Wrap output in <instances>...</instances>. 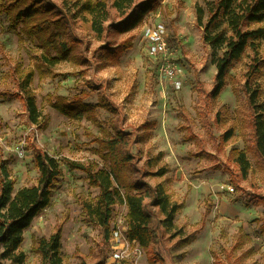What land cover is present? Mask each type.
<instances>
[{"label":"rangeland","instance_id":"rangeland-1","mask_svg":"<svg viewBox=\"0 0 264 264\" xmlns=\"http://www.w3.org/2000/svg\"><path fill=\"white\" fill-rule=\"evenodd\" d=\"M205 1L160 0L136 28L127 33L114 30L103 40L92 33L89 21L77 20L69 43L74 42L84 56H69L50 69L40 62L42 53L48 54L46 47L25 32L23 23H13L7 12L0 11V91L10 93L0 96V173L3 166L8 168L15 191L36 184L37 148L55 156L64 168L51 205L24 233L21 249L26 264H40L33 238L49 236L59 223L64 224L62 251L67 264H79L80 255L93 264L92 251L99 252L100 247L107 264H163L150 262L146 250L138 252L134 246L126 259L115 260L120 245L114 234L105 240L101 227L86 219L83 201H95L99 189L65 159L105 166L99 140L112 131L109 121L115 114L99 105V91L120 107L125 129L141 136L134 151L143 156L142 162L163 153L160 164L168 172L162 178L150 177L151 181H164L185 202L175 221L196 239L185 246L178 238L170 242L175 259L167 256L166 264H217L213 252L226 264H264V202L258 199L264 195V174L249 151L251 109L243 88L252 52L232 64L226 85L214 96L213 48L204 42V28L197 21V5L206 7ZM208 19L206 10L204 22ZM153 22L169 29L171 58L183 81L179 89L168 74L161 76L160 62L147 51L143 29ZM119 47L115 54L103 49ZM30 69L35 71L32 88L43 115L39 124L30 121L16 85L15 71ZM254 84L260 85L264 102V68ZM59 96L93 105L94 118H73L57 110L53 101ZM231 128L235 135L223 142L222 135ZM233 149L247 151L252 161L246 179L234 162ZM126 223L127 207L117 204L112 230Z\"/></svg>","mask_w":264,"mask_h":264},{"label":"trees","instance_id":"trees-1","mask_svg":"<svg viewBox=\"0 0 264 264\" xmlns=\"http://www.w3.org/2000/svg\"><path fill=\"white\" fill-rule=\"evenodd\" d=\"M159 2L63 0L57 4L51 0H0V6L4 5L0 11L7 12L13 23H23L25 32L34 35L46 47L48 54L42 53L40 62L50 69L69 56H84L83 50H76L74 42L69 43L73 37L72 26L77 20L89 21L92 33L98 40H103L114 30L127 33L136 28ZM205 4L206 7L197 5V21L204 28V42L213 48V62L217 66L214 96L226 85L232 64L249 50L252 52L243 85L251 109L249 151L264 174V102L260 101V85L254 84L264 68V0H206ZM206 10L209 19L205 23ZM50 47L57 51V55H52ZM103 49L115 54L122 47ZM15 72L19 96L29 119L39 124L43 115L32 88L35 71ZM9 94L0 91V96ZM99 105L115 114L109 121L112 131L99 140L98 152L105 166L99 168L96 163L65 159L71 169L83 171L90 185L99 189L95 201H83L86 219L100 226L104 239L108 240L113 233L111 219L114 208L117 204H124L127 207L126 236L129 241L146 250L150 262L166 264L167 256L173 261L174 245L170 242L178 238L185 246L191 244L196 236L188 235L175 221L185 206L184 200L178 199L164 181L153 182L150 179L167 174V166L160 164L163 153L142 162L143 156L134 151L142 140L141 136L135 130L125 129L127 122L124 116L120 117V107L114 105L106 92L101 94L100 91ZM53 106L73 118L93 119L95 116V107L79 98L59 96L53 101ZM234 135L235 130L231 128L222 135L223 142ZM231 152L242 177L248 178L253 165L247 151L233 149ZM34 162L40 172L37 183L17 191L8 168L3 166L1 169L0 264H26V253L21 249L24 233L35 217L51 205L54 186L64 174L61 161L41 148H37ZM258 199L264 202V195ZM63 226L59 223L49 236L33 238V249L40 255V264H67L62 251ZM261 226L264 228V220ZM239 246L235 245L234 249ZM92 256L96 259L93 264H107L108 256L103 247L99 252L92 251ZM213 256L217 264H226L219 254L213 252ZM79 258V264H89L83 255Z\"/></svg>","mask_w":264,"mask_h":264},{"label":"built area","instance_id":"built-area-1","mask_svg":"<svg viewBox=\"0 0 264 264\" xmlns=\"http://www.w3.org/2000/svg\"><path fill=\"white\" fill-rule=\"evenodd\" d=\"M143 37L147 43V51L152 57H156V60L160 62V68L162 75L169 76L175 89H179L183 86L182 78L176 73L173 59L170 54V42H169V29L162 22H153L148 24L143 29ZM181 78V79H180ZM234 190V188H230ZM128 229V222L126 225H116L113 234L116 238V242L120 245V249L114 254V258L117 261L126 259L129 256L130 246H134L138 252H142V248L135 244V242L129 241L126 236Z\"/></svg>","mask_w":264,"mask_h":264}]
</instances>
